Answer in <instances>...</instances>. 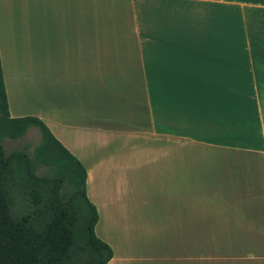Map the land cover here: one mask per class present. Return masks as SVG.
Segmentation results:
<instances>
[{
  "label": "crops",
  "instance_id": "0c3cea01",
  "mask_svg": "<svg viewBox=\"0 0 264 264\" xmlns=\"http://www.w3.org/2000/svg\"><path fill=\"white\" fill-rule=\"evenodd\" d=\"M5 2L9 115L85 167L107 264H264V0Z\"/></svg>",
  "mask_w": 264,
  "mask_h": 264
},
{
  "label": "trees",
  "instance_id": "16d2710c",
  "mask_svg": "<svg viewBox=\"0 0 264 264\" xmlns=\"http://www.w3.org/2000/svg\"><path fill=\"white\" fill-rule=\"evenodd\" d=\"M30 127L40 133L32 156L6 153L1 141ZM37 165L47 171L36 174ZM85 179L83 164L40 118L9 115L0 62V264H107L112 250L95 235Z\"/></svg>",
  "mask_w": 264,
  "mask_h": 264
},
{
  "label": "rangeland",
  "instance_id": "374dc122",
  "mask_svg": "<svg viewBox=\"0 0 264 264\" xmlns=\"http://www.w3.org/2000/svg\"><path fill=\"white\" fill-rule=\"evenodd\" d=\"M5 1H6L5 2L6 4L8 1L14 2L16 4L18 3L31 4V6H33L35 13L37 15L36 23L38 24L40 22L38 14L40 11L41 4L44 2V0H5ZM39 141H40L39 131L35 127H30L28 131L20 138H17V139L4 138L1 141V144L6 153L10 152L11 150L18 149V150L24 151L28 156H32L33 148L35 145L38 144ZM34 171L36 174H43L47 170L45 166L37 165ZM67 189H69L68 185L64 182L63 187L61 188V192Z\"/></svg>",
  "mask_w": 264,
  "mask_h": 264
}]
</instances>
